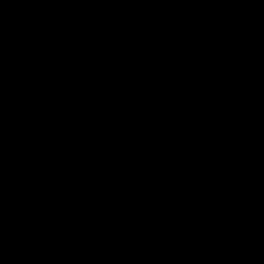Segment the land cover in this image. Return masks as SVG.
I'll use <instances>...</instances> for the list:
<instances>
[{
  "label": "water",
  "instance_id": "1",
  "mask_svg": "<svg viewBox=\"0 0 264 264\" xmlns=\"http://www.w3.org/2000/svg\"><path fill=\"white\" fill-rule=\"evenodd\" d=\"M0 264H264V0H0Z\"/></svg>",
  "mask_w": 264,
  "mask_h": 264
}]
</instances>
